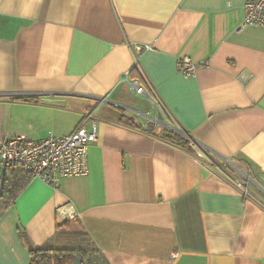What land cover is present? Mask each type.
<instances>
[{
	"label": "crops",
	"instance_id": "crops-1",
	"mask_svg": "<svg viewBox=\"0 0 264 264\" xmlns=\"http://www.w3.org/2000/svg\"><path fill=\"white\" fill-rule=\"evenodd\" d=\"M245 1L0 0V138L87 114L96 132L87 174L33 176L1 213L0 264L59 246L72 217L110 264H264V25Z\"/></svg>",
	"mask_w": 264,
	"mask_h": 264
},
{
	"label": "built area",
	"instance_id": "built-area-1",
	"mask_svg": "<svg viewBox=\"0 0 264 264\" xmlns=\"http://www.w3.org/2000/svg\"><path fill=\"white\" fill-rule=\"evenodd\" d=\"M243 7V25H264V0H247ZM195 66L188 56H182L177 61L179 71L184 74L192 73ZM127 80L136 93H145L144 87L136 79ZM89 116L83 115L76 127L62 136L48 135L39 140H31L25 135L0 138V169L18 165L32 176L53 185L65 176L87 174L88 147L96 139L95 124L92 129L86 126ZM191 145L198 157H205L202 147L197 148L194 141ZM234 183L243 196L248 195L246 181L235 180Z\"/></svg>",
	"mask_w": 264,
	"mask_h": 264
},
{
	"label": "trees",
	"instance_id": "trees-1",
	"mask_svg": "<svg viewBox=\"0 0 264 264\" xmlns=\"http://www.w3.org/2000/svg\"><path fill=\"white\" fill-rule=\"evenodd\" d=\"M161 137L183 147H192L191 140L182 134L164 130ZM2 182L0 192V215L16 198L26 183L33 177L20 166H7L2 170ZM65 232L82 233V224L79 219L72 217L64 221L60 226ZM77 254L85 264H110L103 252L94 244L80 247H59L43 245L29 249L30 260L28 264H72L73 255Z\"/></svg>",
	"mask_w": 264,
	"mask_h": 264
},
{
	"label": "rangeland",
	"instance_id": "rangeland-1",
	"mask_svg": "<svg viewBox=\"0 0 264 264\" xmlns=\"http://www.w3.org/2000/svg\"><path fill=\"white\" fill-rule=\"evenodd\" d=\"M243 179L246 180L248 178H247V176H244ZM58 245H59V247H66V248H70V247H80V246H82V244H81V237L79 236L78 233L66 232V235H64V236L62 235L61 236L60 242H59Z\"/></svg>",
	"mask_w": 264,
	"mask_h": 264
},
{
	"label": "water",
	"instance_id": "water-1",
	"mask_svg": "<svg viewBox=\"0 0 264 264\" xmlns=\"http://www.w3.org/2000/svg\"><path fill=\"white\" fill-rule=\"evenodd\" d=\"M0 179H2V173H0ZM1 186H2V182L0 183V192H1ZM72 264H85V263L82 262V259L77 254H74Z\"/></svg>",
	"mask_w": 264,
	"mask_h": 264
}]
</instances>
